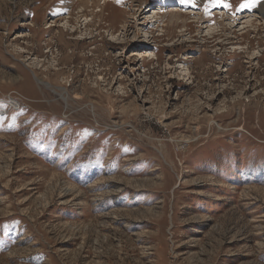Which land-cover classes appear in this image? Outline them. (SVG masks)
<instances>
[{"label": "rangeland", "instance_id": "374dc122", "mask_svg": "<svg viewBox=\"0 0 264 264\" xmlns=\"http://www.w3.org/2000/svg\"><path fill=\"white\" fill-rule=\"evenodd\" d=\"M0 264H264V0H0Z\"/></svg>", "mask_w": 264, "mask_h": 264}, {"label": "bare ground", "instance_id": "6f19581e", "mask_svg": "<svg viewBox=\"0 0 264 264\" xmlns=\"http://www.w3.org/2000/svg\"><path fill=\"white\" fill-rule=\"evenodd\" d=\"M86 1V0H85ZM82 6V5H81ZM85 6V5H84ZM158 9V10H157ZM162 10V7L160 6H158V8H155V11L157 12V11H161ZM65 23H67V22H65ZM246 25V24H245ZM86 26V25H85ZM76 30V29H75ZM74 31V30H73ZM211 32V31H210ZM61 35V34H60ZM63 35V34H62ZM61 37V36H60ZM63 38V37H62ZM59 39V38H58ZM57 41H59V40H57ZM63 41V40H62Z\"/></svg>", "mask_w": 264, "mask_h": 264}, {"label": "snow or ice", "instance_id": "6c2138e0", "mask_svg": "<svg viewBox=\"0 0 264 264\" xmlns=\"http://www.w3.org/2000/svg\"><path fill=\"white\" fill-rule=\"evenodd\" d=\"M182 2H184V0H182ZM188 2H194V0H188ZM225 6H227V5L225 4Z\"/></svg>", "mask_w": 264, "mask_h": 264}, {"label": "built area", "instance_id": "2783aa9c", "mask_svg": "<svg viewBox=\"0 0 264 264\" xmlns=\"http://www.w3.org/2000/svg\"><path fill=\"white\" fill-rule=\"evenodd\" d=\"M15 106V105H14Z\"/></svg>", "mask_w": 264, "mask_h": 264}]
</instances>
